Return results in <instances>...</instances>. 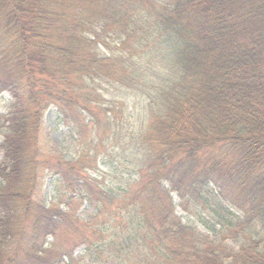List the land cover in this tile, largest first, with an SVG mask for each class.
<instances>
[{
	"label": "trees",
	"instance_id": "trees-1",
	"mask_svg": "<svg viewBox=\"0 0 264 264\" xmlns=\"http://www.w3.org/2000/svg\"><path fill=\"white\" fill-rule=\"evenodd\" d=\"M5 94L0 264H264V0H0Z\"/></svg>",
	"mask_w": 264,
	"mask_h": 264
},
{
	"label": "rangeland",
	"instance_id": "rangeland-1",
	"mask_svg": "<svg viewBox=\"0 0 264 264\" xmlns=\"http://www.w3.org/2000/svg\"><path fill=\"white\" fill-rule=\"evenodd\" d=\"M106 92H104L105 98L110 100L113 97L115 99L123 98L126 100L128 104H130V109L134 106V98L132 96L124 97V95H120L117 91L113 88H106ZM10 97L8 94L3 95L0 101V111L1 113H6L7 108L9 106ZM135 113L134 110H132ZM43 131L44 134L42 136L43 144L47 145L49 149H54L55 151L59 152L66 160L70 161L75 159L77 154V144H76V134L74 130L61 120V117L58 115L57 109L55 107H51L44 116L43 121ZM107 158L101 157L100 158V168L101 170L106 171L107 168ZM55 194V186L52 183L51 178H47L44 180V185L42 188V199L44 202H49ZM176 202L178 203L179 200L176 195H174ZM185 210V212H184ZM184 210L181 208L178 209L177 213L180 215L184 222L194 223L198 228L207 233L206 228L199 224L201 223V219L211 220L212 218L209 216L208 212H205L203 209L197 210L192 206L185 207ZM96 210L93 206L88 203H85L83 206L78 208L77 216L86 221L90 216H92ZM68 232L64 230L63 236L65 237V241L68 240L67 237ZM66 245V244H65ZM76 255L85 258L86 260H90V255L84 247H79L75 249Z\"/></svg>",
	"mask_w": 264,
	"mask_h": 264
}]
</instances>
